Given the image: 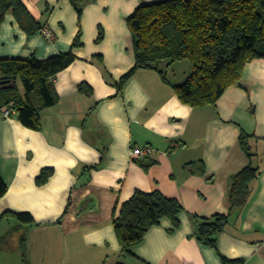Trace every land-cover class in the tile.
<instances>
[{
  "label": "crops",
  "instance_id": "1",
  "mask_svg": "<svg viewBox=\"0 0 264 264\" xmlns=\"http://www.w3.org/2000/svg\"><path fill=\"white\" fill-rule=\"evenodd\" d=\"M23 1L54 39L41 31L28 36L9 11L0 58L67 52L79 30L83 45L54 80L60 100L42 111V129L25 126L16 113L0 116V172L8 184L0 199V264H264V58L247 63L241 84L215 106L182 103L154 69L137 70L118 93L116 82L135 64L126 18L162 0H82L81 18L71 0ZM82 82L91 96L79 92ZM242 131L252 136L253 163L261 168L256 192L216 246L206 245L190 213L229 212L231 176L249 163ZM135 147H151L157 163L145 170L132 158ZM195 161L205 174L187 166ZM48 167L52 175L38 184ZM136 190H159L185 210L178 227L163 218L124 254L113 214ZM19 212L35 222L21 224Z\"/></svg>",
  "mask_w": 264,
  "mask_h": 264
},
{
  "label": "trees",
  "instance_id": "2",
  "mask_svg": "<svg viewBox=\"0 0 264 264\" xmlns=\"http://www.w3.org/2000/svg\"><path fill=\"white\" fill-rule=\"evenodd\" d=\"M71 1L81 18L82 0ZM9 11L28 36L44 27L23 0H0V28ZM126 21L135 64L116 82L118 93L137 70L154 69L171 85L182 103L191 107L215 106L229 87L241 84L247 63L264 58V0H162L139 5ZM82 45L79 30L67 52L44 60L35 56L0 58V114L11 107L25 126L42 129V111L60 100L54 80L77 59L74 48ZM183 61L191 64L190 74L181 82H174L168 77V71L176 62ZM78 90L87 96L93 94V88L86 82L80 83ZM251 138L244 131L239 137L249 163L231 176L227 193L229 212L210 217L190 213L197 239L203 244L216 246L233 213L243 210L256 192L261 168L253 163L256 153ZM105 149V145L100 148ZM132 158L145 170L157 163L151 154ZM188 164L197 173H206L202 161ZM52 173V168L43 169L38 184L46 183ZM7 191L8 184L0 172V199ZM184 210L180 200L167 197L159 190H136L119 208L115 207L113 214L122 253L131 254V247L142 241L148 230L163 218L171 219L174 227H178L179 214ZM14 215L21 224L35 222L29 212ZM26 242L27 236L23 235V254Z\"/></svg>",
  "mask_w": 264,
  "mask_h": 264
},
{
  "label": "built area",
  "instance_id": "3",
  "mask_svg": "<svg viewBox=\"0 0 264 264\" xmlns=\"http://www.w3.org/2000/svg\"><path fill=\"white\" fill-rule=\"evenodd\" d=\"M41 33L49 40L54 39V32L47 26H44L41 29ZM14 113L15 111L11 107H7L1 112L0 116L9 118ZM152 152H153V149L151 147H143V148L135 147L132 150V156H144L147 154H151Z\"/></svg>",
  "mask_w": 264,
  "mask_h": 264
},
{
  "label": "rangeland",
  "instance_id": "4",
  "mask_svg": "<svg viewBox=\"0 0 264 264\" xmlns=\"http://www.w3.org/2000/svg\"><path fill=\"white\" fill-rule=\"evenodd\" d=\"M190 65L188 61L176 62L168 71V77L174 82H181L190 74Z\"/></svg>",
  "mask_w": 264,
  "mask_h": 264
}]
</instances>
